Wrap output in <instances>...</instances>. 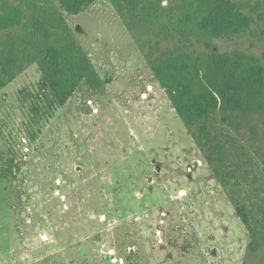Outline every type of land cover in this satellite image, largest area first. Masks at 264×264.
<instances>
[{"label":"rangeland","instance_id":"obj_1","mask_svg":"<svg viewBox=\"0 0 264 264\" xmlns=\"http://www.w3.org/2000/svg\"><path fill=\"white\" fill-rule=\"evenodd\" d=\"M236 1L261 17L216 49L262 57L264 0ZM67 21L101 83L55 107L34 64L0 92V264H264V167L241 190L260 206L253 251L112 1Z\"/></svg>","mask_w":264,"mask_h":264},{"label":"trees","instance_id":"obj_2","mask_svg":"<svg viewBox=\"0 0 264 264\" xmlns=\"http://www.w3.org/2000/svg\"><path fill=\"white\" fill-rule=\"evenodd\" d=\"M97 1L0 0V92L34 64L55 107L65 106L83 83L99 87L67 21ZM111 1L215 178L231 192L256 251L259 201L257 195L246 201L241 190L264 167V55L221 52L214 41L247 34L261 15L236 0Z\"/></svg>","mask_w":264,"mask_h":264}]
</instances>
